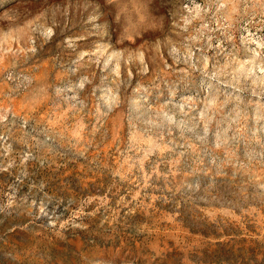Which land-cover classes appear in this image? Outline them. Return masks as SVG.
<instances>
[{
    "label": "rangeland",
    "instance_id": "1",
    "mask_svg": "<svg viewBox=\"0 0 264 264\" xmlns=\"http://www.w3.org/2000/svg\"><path fill=\"white\" fill-rule=\"evenodd\" d=\"M0 264H264V0H0Z\"/></svg>",
    "mask_w": 264,
    "mask_h": 264
}]
</instances>
